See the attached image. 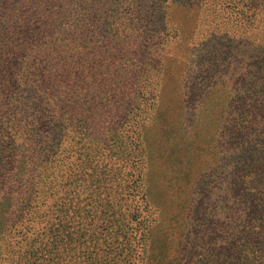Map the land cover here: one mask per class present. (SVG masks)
Instances as JSON below:
<instances>
[{"label":"rangeland","instance_id":"obj_1","mask_svg":"<svg viewBox=\"0 0 264 264\" xmlns=\"http://www.w3.org/2000/svg\"><path fill=\"white\" fill-rule=\"evenodd\" d=\"M204 3L165 0L156 11L155 0H0V46L1 41L11 46V54L0 57V84L7 80L1 72L17 62L29 75L39 71L41 76L34 81L38 101H24L30 98L28 93L19 98V103L25 102L23 116H96L106 120L104 133L112 130L119 135L111 141V158L92 151L89 163L82 160L79 148L92 144L77 135H58L49 166L36 170L59 184L57 195L44 203L23 202L27 186H19L25 169L20 164L19 180L0 186V264H155L154 252L168 241L176 243L177 224L168 221L178 211L172 206L181 189L176 187L190 190L195 184L197 191L204 181V176L191 174L188 183L181 182L187 166L180 163L179 154L192 146L191 134L213 136L218 103L232 85L226 79L224 87L217 86L214 70L223 69L228 79L232 72L239 76L243 69L238 62L249 54L243 47L231 51L220 65L225 52L220 44L227 39L209 40L213 37L209 25L219 22V13L218 7ZM169 24L182 33L176 35ZM21 38L25 40L18 41ZM18 43L23 46L16 51ZM231 62L235 70L228 72ZM212 83L216 86L206 98L198 96L203 84L210 88ZM220 87L222 92L216 90ZM50 89L55 94H49ZM13 98L8 94L0 103V129L14 125V132L31 145L33 138L45 133L38 123L21 121ZM186 102L192 107L184 108ZM123 135L130 137L125 146L128 138ZM10 136L0 132L1 155ZM137 136L146 144L145 166L132 146ZM197 140L193 147L203 148L205 142ZM72 148L75 153L70 155ZM104 164L112 171L102 176ZM139 172L154 211L149 219L153 228L144 232L142 242L134 236L140 217L132 202L137 199L134 181ZM96 177L105 180L100 193ZM54 204L57 208L51 213L48 209ZM13 207H32L31 212L42 215L24 214L22 226L12 231L6 219L18 215L17 209L12 213ZM131 232L133 238L125 236ZM144 244H152L153 253L143 254ZM214 249H196L194 263L210 264Z\"/></svg>","mask_w":264,"mask_h":264},{"label":"trees","instance_id":"obj_2","mask_svg":"<svg viewBox=\"0 0 264 264\" xmlns=\"http://www.w3.org/2000/svg\"><path fill=\"white\" fill-rule=\"evenodd\" d=\"M172 1L178 2V0ZM203 1L205 5H213L214 9L218 7L219 13L217 14L219 22L209 25L213 34L209 40L219 38L223 42V39H227L224 44H220V48L225 50L221 54L223 57L220 65L225 63L226 56L231 51L238 52L243 47L249 54L244 60L238 62L243 69L239 76H235V72H232L235 70L232 62L230 63L232 70L228 71L232 72L229 79L223 69L214 70L215 79L219 81L216 83L217 86L224 87L223 81L226 79L232 85L227 96H222V102L218 103V116L213 123L215 128L213 136L209 138L203 134L199 138L191 134L192 146H189L182 156L179 154L180 150L176 152L177 155L179 154L180 163L187 166L181 176V182L188 183L191 174L204 176L202 178L204 181H201L197 191L194 188L195 184L190 190L183 189L181 187L183 185L176 187L181 189L175 192L172 206L178 211L169 215L168 221L172 222L173 226L177 224V240L174 245L168 241L165 248L163 246L162 249L154 252L153 259L156 260L155 264H199L200 261L194 263L192 259L196 249L214 246L215 260L210 264H264V0ZM159 3H165V0H155L156 11H161ZM169 26L176 35L182 33L176 24H169ZM24 40L18 39L21 42ZM1 43L0 57L11 54V46H4V41ZM17 46L16 51H19L23 44L18 43ZM214 53L211 51V54L215 55ZM214 59L218 58L214 57ZM1 74L7 80L5 84H0V103L8 94L12 95L13 104L19 111L18 115L23 118L21 121L38 123L40 131L43 129L45 135L42 138H33V141H30L33 147L31 148L22 136L14 132L17 128L14 125L0 129L1 133L11 135L7 137L5 154L1 155L0 152V186L16 183L19 180L16 175L20 164L23 163L25 164L24 176L19 183V186H27L23 202L39 204L52 200L59 192L57 189L59 184L50 177L42 176L36 170L39 166L40 169L49 166V158L53 156L50 149L57 141L58 135L61 138L66 135H77L85 142L92 144V148H86L85 145L79 148L80 157L85 163H89L88 155L92 151L104 159L112 157L114 146L112 147L111 141L115 140L114 136L119 135L113 134L112 130L103 132L108 128L102 127L106 120L96 116L88 118L23 116L22 108H25V102L19 103V98L21 94L26 96L28 93L30 98L24 101H38L40 96H36L37 82L34 81L41 77L39 71L29 75L22 69L20 62H17L14 66L5 68ZM54 74L57 75L55 71ZM48 75L52 82L53 78L50 76L52 74ZM216 85L212 83L209 88L208 84H203L198 89V96L206 98ZM223 87L216 90L222 92ZM52 91L53 89H50L48 93L55 94ZM186 105L184 106L186 109L192 107L191 102H186ZM27 126L31 124L27 123ZM46 128L50 129L48 134L45 132ZM170 134L172 136V132ZM126 136L123 135V137ZM137 137L136 143L132 142V146L134 145L138 150L136 153L138 161L145 166V163H148L146 144L140 140V136ZM127 138L123 141L124 146L129 143L130 137L127 136ZM197 139L205 142L203 148L193 147ZM65 152L70 151L66 149ZM73 153L75 150L72 148L70 155ZM101 168L102 176L109 175L112 171L109 164H104ZM142 179L143 174L139 172L134 181L138 189L137 199L133 197L132 201L137 206L136 213L140 215H136L140 217L138 218L140 220L137 222L136 230L133 229L134 236L139 235L141 242L144 232L148 233L153 228V224L150 225L152 220L149 219L154 214L147 201L145 187L141 184ZM104 181L103 178H95L97 192L100 193L103 191L101 188L106 187L103 185ZM41 207L39 205V208ZM25 208V210L19 207L11 208L12 213L14 209H17L18 215L6 219L7 228H12L13 231L21 227V218L24 214H37L36 211L31 212L32 207ZM55 208L57 206L54 204L48 211L54 213ZM24 218L26 219V216ZM154 220L159 221L158 218ZM125 236L133 238V233H125ZM170 241L173 240L170 239ZM152 244L148 247L144 244L143 254L147 251L153 253ZM171 250L173 254L167 260V253Z\"/></svg>","mask_w":264,"mask_h":264}]
</instances>
